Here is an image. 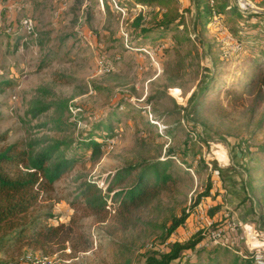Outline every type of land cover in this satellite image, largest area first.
<instances>
[{"label": "rangeland", "instance_id": "1", "mask_svg": "<svg viewBox=\"0 0 264 264\" xmlns=\"http://www.w3.org/2000/svg\"><path fill=\"white\" fill-rule=\"evenodd\" d=\"M231 1L243 12L264 14V0ZM137 4L0 0V148L38 150L52 138L73 142L97 120L111 134L98 150L80 147L69 171L15 221L36 220L42 229L63 224V243L44 250L20 241L0 251V264H34L43 257L49 264H143L165 251L167 229L183 212L192 229L190 213L204 199L213 204L214 225L228 214L264 236V66L254 63L264 62V18L253 17L232 34L225 16L213 12L202 28L200 0H176L184 23L135 49L136 19L151 26L162 10L156 3ZM25 17L32 20L30 30L19 25ZM15 25L18 31L8 32ZM61 100L67 107L57 105ZM38 101L53 105L32 116ZM168 156L165 171L173 179L155 198L118 215L112 208L83 215L76 197L84 182H96L106 194L117 170L146 168ZM209 164L220 166L218 186H212ZM131 181L128 176L113 190ZM17 228L3 227L0 235ZM203 237L202 230L188 237L200 238L194 249L203 251L202 264L215 246L219 264H253L243 243L204 247Z\"/></svg>", "mask_w": 264, "mask_h": 264}, {"label": "trees", "instance_id": "2", "mask_svg": "<svg viewBox=\"0 0 264 264\" xmlns=\"http://www.w3.org/2000/svg\"><path fill=\"white\" fill-rule=\"evenodd\" d=\"M135 1L138 3L137 5L156 3L162 7V10L157 12L151 26L140 24V17L136 19L135 24L140 40L138 39L137 46H134L135 49L145 44L148 39H153L155 36L161 37L166 31L184 23V13L178 9L176 0ZM200 2L202 5L201 8H198L196 16L202 28L209 24L213 12L225 16V23L232 34H238L239 24H243L253 17L264 18L263 13L241 11L231 0H213L214 5L212 6L209 5V0H200ZM15 28L17 32L18 27ZM254 63L260 68L264 66L262 61L257 62L254 60ZM244 79L241 78L239 81L247 84L253 80V78ZM260 83L264 85V76L261 78ZM4 84L9 85L7 82H4ZM52 105V103L38 101L32 107L30 113L35 116L48 110ZM57 105L67 107L66 102L62 100ZM103 125L102 120H97L86 126L73 142L72 140L52 138L49 139L48 144L41 146L38 150L30 148L28 151L21 150L15 144L0 148V230L3 227L11 229L18 226L13 233L7 236L6 234L0 235V251L23 240H28L34 248L40 247L44 250L50 244L63 243L65 238L59 234L61 228L64 227L63 224L42 229L37 225L36 220L26 221L23 218L17 224L15 221L24 217L26 211L40 200L43 193L51 191L54 182L69 171L78 159L80 154L78 149L80 147H90L92 148L91 151L100 148L104 138L111 135L100 130ZM71 143L73 144L71 145ZM69 149L73 150L72 154H67L66 151ZM261 151L264 154V147L261 148ZM169 159L171 158L168 156L167 159L160 160V162L146 168L139 169L136 166H129L117 170L114 180H111L104 188L106 194L101 192L102 189L96 182H84L76 197V202L83 211V215L108 214L111 211L110 208L118 215L120 210L124 211V208L134 207L152 200L160 191L166 188L167 180L173 179L170 172L165 171L170 162ZM128 176L132 177V181L127 186L113 190L116 186L124 183ZM186 216L187 214L183 212L180 217L173 219L172 224L167 229V234L172 233L176 227L182 224ZM199 239L196 238L191 241L188 239L183 244L174 242L169 245L167 251L161 252L158 256H147L143 264H202L203 251L198 248L194 249V245ZM62 245L61 248H64V244ZM217 248H220V246L213 248L214 250H212V255L207 264H219L215 254ZM222 248L229 250L226 247ZM187 249H194L195 251L186 254L185 250Z\"/></svg>", "mask_w": 264, "mask_h": 264}, {"label": "built area", "instance_id": "3", "mask_svg": "<svg viewBox=\"0 0 264 264\" xmlns=\"http://www.w3.org/2000/svg\"><path fill=\"white\" fill-rule=\"evenodd\" d=\"M239 0V4H240ZM243 1V0H242ZM246 3L244 2L245 5ZM1 13V8H0ZM20 27L30 30L32 28V20L30 17H25L20 20ZM9 27L8 32L17 27ZM19 27V26H18ZM7 31V30H6ZM230 37V36H229ZM99 67L106 71L108 68H105L103 61H99ZM217 160V158H216ZM219 162V160H218ZM210 166L211 171V183L212 186H218L221 184L220 181V166L219 164L216 166ZM213 208V204L210 200L204 199L199 201L193 210L190 213V217L194 224H192V229L187 230V223L184 221L182 224L178 226V229L171 233L170 238H168L163 247L165 251L168 250L169 245L174 242H180L182 239H188L189 235L194 232H198L202 230L204 234L203 239L200 241V244L204 247L212 246V245H238L243 243L247 249V256L250 257L253 264H264V236L263 234H259L252 224L245 223L239 221L237 218L233 216H229L225 214V219L220 222L218 225H214L215 219L210 218L209 212ZM180 229V231H179ZM186 236V237H185ZM239 254L242 255L241 251ZM34 264H49L48 258L43 257L40 259H36Z\"/></svg>", "mask_w": 264, "mask_h": 264}, {"label": "bare ground", "instance_id": "4", "mask_svg": "<svg viewBox=\"0 0 264 264\" xmlns=\"http://www.w3.org/2000/svg\"><path fill=\"white\" fill-rule=\"evenodd\" d=\"M220 158L223 159V160H226L227 156H226V154L224 152H221V157Z\"/></svg>", "mask_w": 264, "mask_h": 264}, {"label": "crops", "instance_id": "5", "mask_svg": "<svg viewBox=\"0 0 264 264\" xmlns=\"http://www.w3.org/2000/svg\"><path fill=\"white\" fill-rule=\"evenodd\" d=\"M236 156H237V158H239L240 160H242L243 155H241L239 152H236Z\"/></svg>", "mask_w": 264, "mask_h": 264}]
</instances>
